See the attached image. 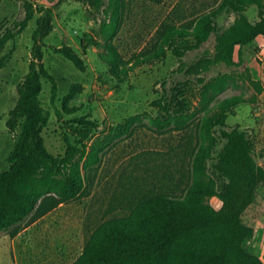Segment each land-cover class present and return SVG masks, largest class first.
<instances>
[{
	"label": "trees",
	"instance_id": "obj_1",
	"mask_svg": "<svg viewBox=\"0 0 264 264\" xmlns=\"http://www.w3.org/2000/svg\"><path fill=\"white\" fill-rule=\"evenodd\" d=\"M64 1L56 0L55 6ZM79 1L100 14L97 17L106 38L105 58L114 76L124 79L135 64L154 65L172 50L180 59L175 71L199 78L202 104L212 102L236 81L231 72L210 79L204 74L221 63L235 65L237 48L242 51L264 35V0H219L209 9H200L190 16L178 15L174 9L130 65L115 43L126 16L127 0ZM252 5L258 7V20H252L247 13ZM53 8L24 0V16L0 31L1 54L7 43L39 14L29 69L19 84V97L7 121L9 130L18 134L8 156L11 165L0 169V233L7 230L12 237L62 203L91 194L105 148L110 146L108 142L98 145L87 141L100 126L88 115L72 119L70 126L79 135V141L73 143L66 136L64 154L56 155L46 145L43 130L49 114L41 100L43 78L52 82L53 102L59 89L57 77L44 61L45 38L55 27ZM225 13L236 14L227 27L220 23ZM213 33V51L206 50L197 59L187 60L188 53L202 48ZM92 42L86 33L81 39L84 51ZM54 48L76 67L86 70L85 58L72 45L63 43ZM9 58L10 53L0 55V67ZM249 82L258 92L264 89L260 79L250 76ZM166 84L167 81L162 96L152 101L157 115H149L148 120L140 114L131 115L113 130L129 136L145 126L161 135L183 132L175 149L163 155L158 154L161 150L146 149L131 156L132 172L114 191L108 213L89 229L74 264H264L260 255L245 247V241L254 237L256 227L244 219L264 186V165L256 160L249 131L238 125L228 127L227 122L247 98L243 94L225 97L211 112L194 121L183 103L176 107L182 82L179 80L169 88ZM221 139L223 145L217 151Z\"/></svg>",
	"mask_w": 264,
	"mask_h": 264
},
{
	"label": "rangeland",
	"instance_id": "obj_2",
	"mask_svg": "<svg viewBox=\"0 0 264 264\" xmlns=\"http://www.w3.org/2000/svg\"><path fill=\"white\" fill-rule=\"evenodd\" d=\"M39 5L53 6L54 30L45 38L44 61L47 68L57 77L58 94L51 99L52 82L43 78L41 100L49 120L43 130L48 149L56 155L64 154L68 136L73 143L79 141V135L70 126L72 119L88 115L89 119L100 123L87 141L106 146L104 160L97 174L94 188L89 195L62 203L37 221L23 226L12 237L7 230L0 233V264H74L86 243L89 229L96 226L104 213H108L113 193L120 189V181L128 179L133 170L131 156L139 151L161 150L159 155L174 150L183 132L173 131L158 134L148 127H139L129 136L118 135L113 129L124 123L127 117L140 114L143 120L149 115H157L158 110L152 101L164 93V83L169 88L177 81V96L185 110L192 114L194 121L206 112H211L216 103L223 98L243 94L247 101L239 104L227 119L228 127L235 125L249 131L254 143V153L259 164L264 165V89L258 92L250 84V76L260 79L264 87V35L235 52L236 64L229 66L218 64L204 75L207 79L219 73L231 72L236 76L225 90L218 93L214 100L202 104L199 100L201 85L198 77H188L175 71L180 59L168 50L156 64H135L124 79L114 76L106 61V38L101 33L100 14L79 0H66L55 6L56 0H31ZM219 0H127V11L116 39L123 58L136 62L138 53L152 41L161 22L176 10L178 15L190 16L200 9H209ZM24 0H2L0 3V31L14 25L24 16ZM252 20H258L256 5L248 8ZM35 17L28 26L10 40L0 55L10 53L4 67H0V169L11 165L8 156L16 142L17 133L8 128L10 111L16 104L19 84L29 69L33 46V32L36 28ZM236 19L235 13H225L220 23L227 27ZM94 42L87 51L81 45L85 34ZM216 34L200 49L191 50L187 60L197 59L206 50L213 51ZM63 43L72 45L85 58L87 68L81 70L55 46ZM242 54V58L240 53ZM73 110L69 113L68 110ZM61 111V115L58 111ZM69 121V123H67ZM117 134V135H116ZM112 137V139H110ZM221 139L217 151L222 147ZM135 176L136 173H131ZM246 222L255 225L253 238L245 241V247L264 259V186L259 189L255 202L244 215Z\"/></svg>",
	"mask_w": 264,
	"mask_h": 264
}]
</instances>
